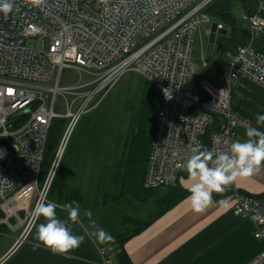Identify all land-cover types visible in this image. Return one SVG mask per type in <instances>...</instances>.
Returning <instances> with one entry per match:
<instances>
[{
    "label": "built area",
    "instance_id": "built-area-1",
    "mask_svg": "<svg viewBox=\"0 0 264 264\" xmlns=\"http://www.w3.org/2000/svg\"><path fill=\"white\" fill-rule=\"evenodd\" d=\"M215 0H14V10L0 14V210L11 217L26 203L49 200L48 193L71 135L99 106L121 76L139 73L161 91L151 137L145 189L175 184L190 147L228 152L238 131L252 124L230 105L240 77L264 87V54L255 43L264 31V0L243 12L244 41L225 49L222 85L202 92L190 89L198 75L193 45L199 27L211 23L206 12ZM218 27L223 25L218 23ZM36 38L40 46H31ZM208 63L205 62V65ZM72 71L75 80L64 82ZM63 120L59 142L43 178L42 168L55 120ZM217 198L232 213L252 220L254 236L264 241V198L241 190L233 181ZM35 220L29 216L21 243ZM112 244L100 247L105 264ZM245 264H264V249Z\"/></svg>",
    "mask_w": 264,
    "mask_h": 264
},
{
    "label": "crops",
    "instance_id": "crops-1",
    "mask_svg": "<svg viewBox=\"0 0 264 264\" xmlns=\"http://www.w3.org/2000/svg\"><path fill=\"white\" fill-rule=\"evenodd\" d=\"M236 6L240 13L233 12L238 19L234 41L224 46L219 42L221 35H217L215 43L209 46L211 23L205 27L206 36L199 43L204 51L203 60L208 64L198 72L199 78L208 71L211 79L219 82L227 70L222 57L223 50L244 41L247 30L241 15L246 10L240 4ZM260 15L264 19V9L260 11ZM212 21L222 24L228 30L225 36H230L231 30L222 19L212 16ZM255 47L264 54V31L259 35ZM198 83L202 90L217 88L208 81L198 80ZM230 105L251 122V127H259L260 131H264V126L256 124L257 115L264 114V87L246 77H240L230 92ZM157 110L158 108L155 116ZM245 131H238L236 141L243 142L247 139ZM152 133L153 130L150 135ZM73 177L76 180L79 177L76 171L73 172ZM128 181L119 172L110 171L103 174L98 187L97 184L93 187L100 190L102 212L107 216L115 218L121 214L124 223L135 221L138 226L147 222L124 243V250L131 264H245L264 249V241L254 236L252 220L234 215L230 205L221 201L214 193L203 210L194 211L187 199V189L192 181L185 170L175 184L156 189H145L143 184L138 189L123 185ZM234 182L247 193H264V165L252 175L238 176ZM179 190L184 194L162 212L168 198L177 196ZM45 203H55L58 217L66 218V213L60 210L62 205L51 199ZM83 217L80 211L79 221L71 227L74 234L84 235V242L78 248L63 253H53L34 239L35 226L44 222L43 217L35 220L29 233L19 244L16 241L22 234L25 222L19 221L15 225L5 223L0 226V237L7 238V242L0 247V264H105L100 246L95 238L89 236L92 229ZM107 263L117 264L115 253Z\"/></svg>",
    "mask_w": 264,
    "mask_h": 264
},
{
    "label": "rangeland",
    "instance_id": "rangeland-1",
    "mask_svg": "<svg viewBox=\"0 0 264 264\" xmlns=\"http://www.w3.org/2000/svg\"><path fill=\"white\" fill-rule=\"evenodd\" d=\"M85 1L87 3L94 2V0ZM222 1L225 2L227 7L232 3L231 6H234L232 7L234 14L240 13L237 6H235V0ZM240 1L243 4L242 7H245L243 0H239V2ZM247 9L248 11L246 12H250L253 11L254 7L251 5V7ZM208 24L209 23L201 24L193 45L192 58L198 64V72L202 71L201 69L203 67H206L203 60L204 57H202L204 51H202L199 42L201 38L203 39L206 36L205 27ZM29 44L31 46H40L41 41L32 38L29 40ZM209 74L208 71L204 72L199 78V81H208L212 86L217 88L221 87V80L223 78H220L218 80L219 82H215L211 79ZM63 78L64 82L69 84L75 80L73 72L69 70L64 72ZM161 100V91L153 82L139 73L132 71L126 72L107 93L96 110L85 116L79 122L71 135L61 161L63 160V164L66 162L68 167V180L74 184L75 188L79 186L82 191L83 202L79 205V208L84 215L83 219L92 229V232L99 227L104 228L109 234H115L117 232L122 233L137 225L133 222L124 223L121 214L118 217L111 218L107 216L106 213H103L100 190L99 188H94L93 185L97 184L98 187V184L101 183L103 174H106V171H110V169L107 168L112 166V161H114V159L118 160L121 157L126 133L131 123L133 125V121L136 128L145 129L147 134L151 136L150 134L152 130L154 131L156 124V116L154 115L155 110L159 108ZM85 119L87 121L90 119H100V124L98 121L96 124H99V127H103V129L100 130L98 135H91L88 138L89 134L83 131ZM152 127H154V129H152ZM75 171L79 176L77 180L73 177V172ZM26 207L25 203L24 206L11 217H6L4 212L0 210V226L5 223L11 225L19 224V221L26 223L32 208H34V203L31 205L28 213L25 212ZM86 211H91L92 215L90 217L86 216ZM118 212L119 210L117 213ZM5 242H7V238L5 236L0 237V247ZM112 253L114 252H111L109 256H111Z\"/></svg>",
    "mask_w": 264,
    "mask_h": 264
},
{
    "label": "clouds",
    "instance_id": "clouds-1",
    "mask_svg": "<svg viewBox=\"0 0 264 264\" xmlns=\"http://www.w3.org/2000/svg\"><path fill=\"white\" fill-rule=\"evenodd\" d=\"M32 6H40L42 0H30ZM14 10V0H0V14L7 16ZM256 124L264 126V114H258ZM246 140H237L230 144L228 152L202 150L199 144L190 147L191 155L183 164L184 170L192 181L187 189L188 201L194 211H201L209 204L212 194L223 192L238 176H249L258 172L264 165V131L259 127H248L245 131ZM0 150V157L4 156ZM66 218L57 215L55 203H37L31 210L33 220L43 217L44 222L35 226L34 239L49 248L53 253H63L78 248L84 242V235H76L71 225L80 218L77 202L65 203L60 207ZM91 216V211H86ZM89 236L103 245L111 242L114 237L103 228L97 227Z\"/></svg>",
    "mask_w": 264,
    "mask_h": 264
},
{
    "label": "trees",
    "instance_id": "trees-1",
    "mask_svg": "<svg viewBox=\"0 0 264 264\" xmlns=\"http://www.w3.org/2000/svg\"><path fill=\"white\" fill-rule=\"evenodd\" d=\"M246 1L243 0L246 7L243 8L246 11H248L247 8L251 7V5H254V0H246ZM213 3L207 7L206 12L211 17L213 16L214 18L222 19L226 23L227 25L226 27H228L231 30L229 37L221 35L219 38V42L222 45L226 46L230 41L235 40V34L237 33L236 30L238 31L237 29L238 19L233 14L232 7L234 6H231L232 3L230 4L229 7H227L225 2L222 0H215ZM238 4L243 6L241 1L239 2V0H235V6ZM224 51L225 49L223 50L222 57ZM198 80H199V76H197L193 81L190 82L189 87L191 90L201 93L202 88L199 85ZM86 119L84 120L85 126L83 131L86 134H89L88 138L91 135H98V133H100V130L103 129V127L102 128L99 127L100 119L99 120L90 119L88 121ZM97 121L99 124H96ZM62 122L63 120L60 119L55 120L53 130L49 136L48 149L46 151L45 161L42 168V177H41L42 180L53 158L54 155L53 149L56 148L57 143L59 142V138L62 131V126H61ZM151 137L152 135L149 136L145 129L136 128L134 126V121H133V125L131 123L130 127L127 130L126 138L123 143V150L121 157L118 160L114 159V161H112L113 164L111 163L112 166H109L107 168L110 169L111 172H116V173L119 172V175L122 178L127 177V180L129 181L123 184L126 187L138 189L141 186V184H143L142 183L144 181L143 177H144V173L146 172L147 159L151 148ZM208 146H209V138H208V134H206L203 136V142L201 148L202 150L204 149L208 150ZM67 174H69L68 167L66 165V162H64L63 164V160H62L58 166V169L51 183L48 193V198L54 200L60 205H64L65 203H71V202H77L79 205H81L83 202L82 192L79 187L75 188L74 184H72L68 180ZM183 194L184 192L179 190L177 196L176 195L172 196V199L168 198L167 204L162 210V212L170 208L176 202L175 199L179 198ZM258 197L264 198V193L258 194ZM133 223L136 222L133 221ZM146 224L147 222L141 223L139 226L137 224L136 226H133V228L125 230L122 233H118V232L115 234L110 233L114 237V239L111 242L104 243L103 245L99 244V246L102 247L108 243H111L114 246L113 252L115 253L117 264H131L124 250V243L126 242L127 239H129L131 236L137 233Z\"/></svg>",
    "mask_w": 264,
    "mask_h": 264
},
{
    "label": "water",
    "instance_id": "water-1",
    "mask_svg": "<svg viewBox=\"0 0 264 264\" xmlns=\"http://www.w3.org/2000/svg\"><path fill=\"white\" fill-rule=\"evenodd\" d=\"M227 32L228 30L226 28L218 27L217 21H212L210 24L209 37H208L209 46H212L215 43L217 35L225 36Z\"/></svg>",
    "mask_w": 264,
    "mask_h": 264
},
{
    "label": "bare ground",
    "instance_id": "bare-ground-1",
    "mask_svg": "<svg viewBox=\"0 0 264 264\" xmlns=\"http://www.w3.org/2000/svg\"><path fill=\"white\" fill-rule=\"evenodd\" d=\"M112 89V88H111Z\"/></svg>",
    "mask_w": 264,
    "mask_h": 264
}]
</instances>
